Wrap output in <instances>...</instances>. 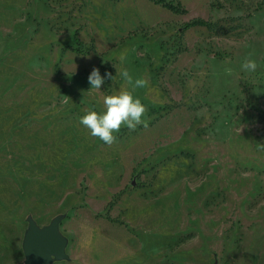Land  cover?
<instances>
[{"label":"rangeland","instance_id":"obj_1","mask_svg":"<svg viewBox=\"0 0 264 264\" xmlns=\"http://www.w3.org/2000/svg\"><path fill=\"white\" fill-rule=\"evenodd\" d=\"M124 69L109 146L79 119ZM53 223L50 264H264V0H0V264Z\"/></svg>","mask_w":264,"mask_h":264},{"label":"clouds","instance_id":"obj_2","mask_svg":"<svg viewBox=\"0 0 264 264\" xmlns=\"http://www.w3.org/2000/svg\"><path fill=\"white\" fill-rule=\"evenodd\" d=\"M120 59L123 61L124 56L122 55ZM242 68L245 71L254 72L257 69V63L249 58L243 62ZM120 75L129 85H133V90L121 89L113 95H105L102 112L89 109L79 119V123L89 131L92 137L99 138L109 146L116 142L117 137L114 133H119L122 127H127L129 131H135L139 125L147 127V122L143 119L147 108L141 99L133 94L135 88L144 87L146 81L136 79L133 84V79L126 69L121 70ZM105 77L109 80L114 78L111 72H105L102 76L99 68H93L88 76L89 90H100L105 83Z\"/></svg>","mask_w":264,"mask_h":264},{"label":"water","instance_id":"obj_3","mask_svg":"<svg viewBox=\"0 0 264 264\" xmlns=\"http://www.w3.org/2000/svg\"><path fill=\"white\" fill-rule=\"evenodd\" d=\"M24 264H50L54 256H66V242L60 237L57 223L45 228L32 226L25 238Z\"/></svg>","mask_w":264,"mask_h":264},{"label":"trees","instance_id":"obj_4","mask_svg":"<svg viewBox=\"0 0 264 264\" xmlns=\"http://www.w3.org/2000/svg\"><path fill=\"white\" fill-rule=\"evenodd\" d=\"M165 7L175 11V12H185L186 9L182 6V4L179 2L177 3L176 5L173 4V3H164L163 4ZM202 24H205V21L202 20V19H196L194 20L193 22L187 24L186 27H191V26H194V25H202Z\"/></svg>","mask_w":264,"mask_h":264}]
</instances>
